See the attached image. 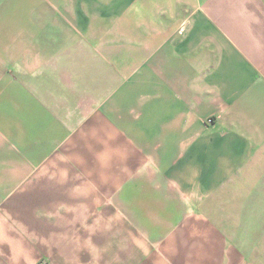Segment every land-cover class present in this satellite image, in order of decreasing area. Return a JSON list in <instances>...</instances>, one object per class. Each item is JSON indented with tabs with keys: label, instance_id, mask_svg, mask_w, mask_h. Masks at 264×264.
<instances>
[{
	"label": "crops",
	"instance_id": "crops-1",
	"mask_svg": "<svg viewBox=\"0 0 264 264\" xmlns=\"http://www.w3.org/2000/svg\"><path fill=\"white\" fill-rule=\"evenodd\" d=\"M0 264H264V0H0Z\"/></svg>",
	"mask_w": 264,
	"mask_h": 264
}]
</instances>
